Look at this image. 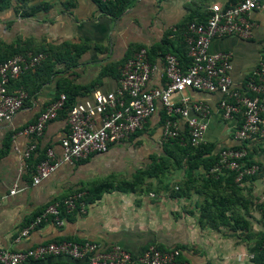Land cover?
I'll list each match as a JSON object with an SVG mask.
<instances>
[{
  "label": "crops",
  "instance_id": "1",
  "mask_svg": "<svg viewBox=\"0 0 264 264\" xmlns=\"http://www.w3.org/2000/svg\"><path fill=\"white\" fill-rule=\"evenodd\" d=\"M239 1L118 0L103 7L97 0H11L0 8V59L17 51L47 54L19 82L10 84L11 90L21 87L26 99L10 122H0L1 248L25 250L70 239L102 246L117 244L138 253L146 245L158 244L162 249H179V259L186 264H264L263 257L254 256L256 245L264 241L263 139L244 144L250 160L259 165L256 179L238 183L234 204L223 202L218 212L209 209L208 217L207 212L201 215V209L210 189L197 194L188 187L184 194L174 196L164 189L166 184L159 178L162 175L145 176L135 193L114 189L102 192L98 199L85 204L82 214L63 217L61 226L42 224L25 239L14 241L18 231L51 202L101 182L113 186L130 182L134 172L151 164L150 159L166 160L158 104L142 129L128 139L110 145L103 154H90L73 165H59L37 185H31L32 168L47 149L56 158L60 156V141L67 132L65 115L59 113L48 122L28 158L23 153L31 138L18 132L58 94H70L73 104H80L89 101L95 91H113L119 67L139 48L146 49L157 69L145 89L163 87L161 55H183L185 24L199 15L205 17L211 4L227 6ZM247 18L252 24L249 39L217 38L208 48L211 53H230L229 76L237 89L243 87L257 63L264 61V12H251ZM185 94L208 108L205 141L217 147L234 146L235 121L221 119L217 111L219 95L189 90ZM98 125L97 120L95 126ZM178 128L184 130L181 121ZM173 179L180 183L186 180L182 172ZM193 179L196 177H192L191 184ZM154 180L159 183L156 191L143 189L151 187ZM12 186L16 193L9 196Z\"/></svg>",
  "mask_w": 264,
  "mask_h": 264
},
{
  "label": "built area",
  "instance_id": "2",
  "mask_svg": "<svg viewBox=\"0 0 264 264\" xmlns=\"http://www.w3.org/2000/svg\"><path fill=\"white\" fill-rule=\"evenodd\" d=\"M97 1L107 4L115 0ZM259 11L264 12V0H240L227 6L211 4L204 21L186 23L182 44L187 62L180 63L171 53L162 55L160 75L164 85L161 88L145 89L150 75L157 70L156 65L148 61L145 48H139L127 57L118 69L117 85L113 91H95L89 101L73 104L68 109L65 118L67 132L60 141V156L56 158L47 149L32 168L31 185H37L61 164L73 165L90 154H103L110 145L128 139L142 129L146 120L155 113L157 104L164 112L159 127L162 143L177 140L180 146L185 143L192 148L203 145L209 111L204 103L190 100L185 94L187 90L218 94L217 111L221 119L235 121V125L236 119L240 120L232 134L236 144L218 150L216 163L209 173L232 172L236 183L255 175L257 164L247 165L243 161L247 154L244 144L264 140V61L257 63L243 87L237 89L229 76L230 53H211L208 48L210 42L217 38L249 39L252 24L247 16ZM45 57L42 52L27 51L0 62V122H10L26 99L21 87L10 92L9 83L34 69ZM64 102V94H58L32 123L18 132L31 138L23 153L24 158L35 150L34 141L41 136L48 122L56 118ZM97 120L99 125L96 127ZM179 121L184 124L183 131L178 128ZM15 193L16 188L12 186L8 195ZM83 194L75 192L46 205L18 231L14 241L25 239L42 224L51 223L59 227L63 217L82 214L85 207ZM180 253L176 248L160 250L155 244L131 253L117 244L102 246L88 240L62 239L25 250L12 251L0 247V264H35L45 260L50 261L48 264H186L179 259ZM252 257V254L248 256L249 259Z\"/></svg>",
  "mask_w": 264,
  "mask_h": 264
},
{
  "label": "trees",
  "instance_id": "3",
  "mask_svg": "<svg viewBox=\"0 0 264 264\" xmlns=\"http://www.w3.org/2000/svg\"><path fill=\"white\" fill-rule=\"evenodd\" d=\"M10 1L11 0H0V8L2 6L8 5ZM13 1H16V0H13ZM116 1H118V0H115L112 3L101 4V5H103V7H106L107 5L115 4ZM190 21H192V20H190ZM195 21L196 22L204 21V15H199L198 17H196ZM182 47H183V44H182ZM25 52H27V51H17V52H14L12 54L10 53L6 57L1 58L0 62L9 58V57L14 56V55L23 54ZM34 52H42L47 57V54L45 51H34ZM165 53H170V52H165ZM165 53H163L162 55H164ZM46 57H45V59H46ZM175 57L179 60L180 63L185 64L187 62V59L185 58V54H184V48H183V55L181 57H178V56H175ZM147 59L150 63H154L152 61V59L150 58V56L148 55V53H147ZM20 78L18 80H20ZM18 80L14 81V82H19ZM14 82L9 83L8 90L10 92L12 91L10 88V84L14 83ZM72 105H73L72 95L69 94L68 96H65L64 106L59 113H63L65 115V118H66V114L68 112V109ZM159 115H160L159 117H160V121H161L164 117V112L161 111ZM236 121H237L236 125L239 126L240 120L237 118ZM138 131L139 130H137L135 132H138ZM162 144L164 146V152L166 153L165 154L166 160L161 159V160H159V162H156L158 160L155 161V160L150 159L151 164L146 166L143 170H139V171L134 172V174L132 175V181H130V182H121V183H118L115 186H113L111 183L105 181V182H101L95 186H92L91 188H89L85 191L79 190V192L84 193L83 197H82L83 203L89 204V203L93 202L94 200L98 199L102 192H105L108 190H113V189L117 190V191H122V192L135 193L136 190L139 188V185L141 184L142 179L145 176L147 178H155L157 175H164L165 167L163 166V164H165L167 161L169 162L171 159H173L172 164L176 165L177 168H179L181 166V163L184 164V166L182 164V168H183L182 173L186 178V180L182 182L183 188H181V186H180V189H177L176 187H174V190H176V192L173 193L174 196L184 194V191L191 187V186H188V183L191 184L193 176L196 177V179H197L198 174H196V173L200 169L202 174L200 175V186L199 187L201 190L202 189H204V190L210 189V191L205 193L206 198H205L204 205L201 209V215H202V213L207 212V214H205V215H206V217H208V210L212 209V208L214 209L215 212H218L216 209L220 205H222L223 202L227 201L229 205L234 204V202H233L234 194L236 193L237 189L239 188L237 184L240 183V182H238V183L234 182V174L232 172H225L224 176H220L217 174H210L209 173V170L216 163L218 150L223 148V147H217L213 143L205 142L203 145H200L197 148H192L186 143L183 144L182 146H180L178 144L177 140H169L166 143H162ZM229 147H232V146H229ZM243 161L247 165L255 163V162L250 160V157L247 154H246L245 158L243 159ZM36 162H38V161H36ZM255 164H257V163H255ZM257 166H258V172H259V165L257 164ZM250 178L254 179V175L251 177L243 178V181L250 179ZM196 179L195 180L193 179V181L195 182ZM216 188H218L220 190V193H217L215 191ZM164 189H167V187L165 186ZM194 191H195V189H194ZM199 192H201V191H199ZM217 215H218V213H217ZM69 216H65V217L68 218ZM261 223H262V226L264 227V209L262 210V221H261ZM67 240H70V239H67ZM146 246H144L142 249H144ZM157 248L160 250L162 249L159 246H157ZM255 255L261 256L264 258V241L261 242L259 245H256L255 250H254V256Z\"/></svg>",
  "mask_w": 264,
  "mask_h": 264
},
{
  "label": "rangeland",
  "instance_id": "4",
  "mask_svg": "<svg viewBox=\"0 0 264 264\" xmlns=\"http://www.w3.org/2000/svg\"><path fill=\"white\" fill-rule=\"evenodd\" d=\"M172 163H173V159H171L169 162L167 161L165 164H163V166L165 167V172H164L165 176L162 175L163 177L162 176L159 177L160 178V182H161V180H162V182L164 181V183L166 184L165 186L167 187V189H169L168 192H171V194H173L174 192H176V190H174V187H176L177 189H180V186H182L181 185L182 183H180L181 181L174 180L173 179V175L180 174L183 171V168H182V164L183 163H181V166L179 168H177V166L176 165H173ZM183 166H184V164H183ZM196 174H198L197 175V179H196L195 182H193V184H190V186H191L190 188L193 189V190L195 189V192L197 194H199L198 192L201 191V189L199 187L200 186V175L202 174L201 173V170L199 169ZM257 174L254 175V178L255 179L257 177ZM217 175L224 176L225 175V172L222 171V172H220ZM157 182L158 181L154 180L153 181V184L151 185V187H149V186H147V187L143 186V189H147L148 191H156V189H158L157 186L159 184ZM215 191L217 193H220V190L218 188H216ZM157 246H159V245L157 244Z\"/></svg>",
  "mask_w": 264,
  "mask_h": 264
}]
</instances>
